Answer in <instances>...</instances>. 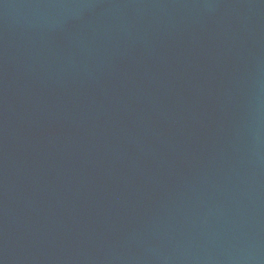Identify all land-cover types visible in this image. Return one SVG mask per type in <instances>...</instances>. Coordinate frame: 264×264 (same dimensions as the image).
Segmentation results:
<instances>
[{
    "label": "water",
    "instance_id": "1",
    "mask_svg": "<svg viewBox=\"0 0 264 264\" xmlns=\"http://www.w3.org/2000/svg\"><path fill=\"white\" fill-rule=\"evenodd\" d=\"M0 264H264V0H0Z\"/></svg>",
    "mask_w": 264,
    "mask_h": 264
}]
</instances>
